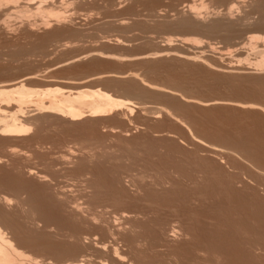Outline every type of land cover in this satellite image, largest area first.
<instances>
[{"label":"rangeland","instance_id":"obj_1","mask_svg":"<svg viewBox=\"0 0 264 264\" xmlns=\"http://www.w3.org/2000/svg\"><path fill=\"white\" fill-rule=\"evenodd\" d=\"M0 1V6H2L0 7V80L16 81L19 79L21 81L22 79L23 84L29 87V89L31 88V90H43L44 88H47V86L52 87L53 89V85L58 87H68V85L69 87L83 86L86 89H90L92 87L93 89H95V87H100L101 89L110 91L116 96L127 97L132 103H130L131 105L128 104L129 106L127 105L124 108L109 113L107 116L104 115L103 117H86L80 121H76V123L74 122V124H70L67 121L59 119L58 117L49 113H37V117L35 115L32 116L31 114H33V112H37L36 110L32 111L35 107H37L36 105L33 107L34 104H31L32 101L33 103H35V100H31V102L30 100L26 101L27 103L29 102L28 104L24 102V109L21 110L24 111L26 109L25 112L27 114L25 112L24 114L27 115V117H29V114L31 115L29 118L35 117L31 123L38 125L42 129V131H40V134H37L38 136L35 135V138H33L34 140H23V138L30 136L29 134L27 136L25 135L20 137L22 138V141L18 140L15 145L13 144L15 148L18 145L16 148L19 149L17 150L18 154L11 155L9 154V149L6 150L3 147L1 148L0 146V157L2 158V161L0 160V171L2 172H0L1 185H5L3 183H6L8 181V178H6L8 177V175L12 176L13 181L14 178H17L18 180L17 174H15L17 172V169L14 167L16 164L27 166L30 165L32 168H35L36 171L41 173L43 172V174L49 175L50 178H52L53 176L56 177L58 175L60 181L64 180L65 182V180H68L67 183L74 182L76 180V176L78 179V174H80V171L82 172L85 170L84 166H86V169H89L91 173H93L92 171H96L95 173L98 172L97 177L95 173L93 175L96 180L97 178H99L98 180L100 182L101 179H103V174H106V176H104L105 180L106 177L108 178L107 175H109L113 170L120 172L129 171L130 174H132L131 172L135 174V171L137 173L141 172L143 169L144 171L150 170V172L155 174L157 173L160 175H169V171H175L174 168L181 169L182 166L183 168L182 170H179V175L175 173L176 175L174 176V174L172 173V178L174 179V182L172 184L173 186H166L167 188H169L168 190L166 189L167 192H160L155 189H150V194L147 191V194H145L146 197L145 195L141 197V194L145 193L144 191L137 192L133 187H131V189L126 187L128 191L127 193H129V196H132L133 198L131 201L120 199V202V200L111 199L106 197L105 195H99V198H96L95 201L99 205L97 206L98 209L96 208V212L102 215V217L99 216V221L105 224H100L101 226L103 225V228L107 225L106 227H110L111 229L117 230V228H120L123 230V227H125L126 224L118 225V223L122 221L120 219L121 211L127 209H140V207V210L153 208L152 213L147 215V217H149L151 221L148 220V222L146 223L147 219H149L147 217L143 218H147L146 221L144 220V222L143 219L140 220L141 218L137 219L136 223H139L140 228H143L140 229L141 232L145 230L143 232V235L147 236V240L145 239V244H142L138 252V249L136 250V252L128 251L132 249H130L127 244L126 246L128 247V249H126L127 247L123 245V243H125V240L122 239L123 237L121 236V232L120 235L118 233L115 234V236L113 237V239L115 238V240L111 239V237L109 236H105L106 234L104 235V239L103 232H99L100 229L98 228L100 227L96 228L92 225H80L81 227L78 225L77 227L75 225L73 226V228H75V231L78 232L80 230V233L90 232V234L97 235L96 237L99 240H103L105 241V243L109 242L107 244L109 245V249L107 248V252L100 251L99 253H96L95 251H91L89 252L90 255L88 254V252H85L79 254L77 260L83 261L84 259H87L86 261H84L87 263L90 262V264H98L102 260L101 263L114 264L117 261H113V258L111 257V255L114 253L112 249H110L112 243L118 248L120 247L118 250L122 254L124 253L123 255L126 257L127 264L132 261L137 262L138 258H145V263L155 261L156 263L154 264H157L158 261L166 258V255H168V253L165 254L166 252H174L175 254L179 253L176 255H178L177 257L181 259L180 264H190V262L196 263V260L197 262H200V259L204 262L205 260L203 256H201V254L198 257H195L194 254V252H200L199 250L193 248L195 247V244L198 243L205 248L208 246L206 250L209 249V251H211L212 249H214L213 251H211L212 253L216 250L217 252L221 253L220 258L222 263L224 262L223 264H236L237 261L239 262L237 264H240L243 260V262H246L250 258H256L255 260L259 259L255 257L257 255L249 257L252 252H250L247 256V250L245 248V241L248 239L247 236L249 234L250 237H248H252L253 240L257 237L256 239L259 238L264 241V234L260 233L261 235H263L260 236V234L258 233L259 231L262 233L264 232V222L262 223L259 221L260 223H257L258 219L256 218L258 217L255 218L256 222L255 219L252 218L255 213L256 214L254 216L259 215V209L255 208V206L259 204V201H257L256 199L261 198L262 196L264 197V185H259L256 187L258 189H255L253 191L251 190V188H254L258 182L264 181V178L261 177V174L259 175V169L256 170V168L253 167V163L250 162L254 158L253 162L258 159L255 163H259V165H261V163H264V117L261 118L262 116H264V85L261 83V79L264 83V64L262 62V65H259L260 63H258L257 65V61H260L259 57H261L262 53H264V51H261L264 50V26L258 27V25L256 26L255 24V20L259 17V15L255 10L253 11V8H251L250 6L252 4V0H241L239 4L238 2L235 3L236 7L234 5V8L229 11H227L228 9H226L229 5V0L228 2H217V0H120L121 2L118 6L116 3H118L119 1L117 0H53L54 3L52 0V3L50 2V0H47L49 1L48 3L47 1L45 2V0H34V2H32L33 0H28L29 2L27 0H17L18 2L16 0ZM38 1L43 2L44 4ZM35 2H38L40 6ZM27 3L29 4L27 5ZM185 3H191L190 5L195 4V11L200 13L201 18L203 17L202 19H200V21H202L200 22L201 25L215 18L223 19V21L228 20L230 27H232L230 28V36H232L228 37L229 39H225L226 32L223 33L224 30L207 33V31H203V29L184 31L175 27L174 23L176 17L179 15L181 16L180 13H183V11L187 12L186 6L188 4L186 5ZM48 5L51 7V9ZM128 8H130V10H128ZM186 15L187 13H184V16ZM121 20L125 21H122V24H126L119 25ZM42 21H44V23H42ZM253 24L255 25L253 26ZM250 36L253 38H251ZM118 38L120 39L119 42L117 41L119 40ZM260 47H262L263 49ZM258 49L260 50V52H258ZM159 50H161L160 52L161 54L163 53V55L159 53ZM154 52H158L159 54L157 55L156 53V56ZM152 53H154L153 55L155 56H153ZM104 54L106 56H104ZM107 54H109V56ZM147 54H150L151 56H148ZM184 54L188 57H185ZM142 55H145V57ZM91 63L92 65L90 66L89 64ZM70 67H74L75 70L78 69V71H75L74 68L72 69ZM90 67L92 69H90ZM225 68L226 70H224ZM109 71L114 74H119L118 72L123 73L124 71L123 74H128L127 76L121 74L125 78H123V76L119 78L117 77L118 80H116V76H105L103 77V79H91V81L93 80L92 82L90 80H87L88 82L85 81L83 83L78 82L80 81L79 79L81 77L84 78L103 72L110 73ZM115 71L117 73H115ZM129 73H132L133 75ZM30 75L32 76L31 79ZM234 75H237V77L235 78ZM26 77H28V79ZM240 77H242V79ZM70 78L73 80L72 83L68 82L67 80ZM113 78L114 80H112ZM231 78L233 80H231ZM65 79L67 80V82ZM244 79L245 81H243ZM251 79L253 80L251 81ZM74 80L77 81V83ZM98 80H100V82ZM247 82H250L249 84L251 85H249ZM125 83L130 85H126ZM151 84L154 86L152 87ZM119 85L123 88L119 89ZM134 86L135 88L137 87L136 90H134ZM131 87L134 88L133 90L135 92L131 91ZM125 90L128 92L126 93ZM124 92L126 94H124ZM183 97L189 98L188 100H191V98L204 101H209V99L210 101H213L214 99L216 101L227 100L228 104L225 105L226 103L223 102L225 104L201 107V105L199 106L196 103L194 104L193 102L188 103V100H184ZM231 102H240L239 104L245 103V106L240 107L235 105V103L232 104ZM249 104L251 107H253V109H250L249 106L247 107V105ZM190 105L191 107H189ZM232 105L233 107H230ZM160 107L167 108L168 113L166 111L160 110ZM16 108L14 110H16ZM129 108L131 110L130 112L128 111ZM18 113L21 114L20 112ZM34 121L36 123H34ZM96 128L97 130H95ZM243 133L246 135H244ZM191 134H193L192 136L194 137H192ZM246 137L248 139H246ZM2 138L3 137H1L0 140H2ZM249 138L251 141L253 139L254 140L251 142ZM35 140L38 141L35 143ZM197 140H201L203 143ZM223 140H225L226 142ZM27 142H29L28 145L26 144ZM33 142L35 144H33ZM249 143H251L252 145ZM256 143L258 144V146ZM239 144L241 146H239ZM211 147H217L218 149L222 150V152L220 154H216L211 151ZM240 148L245 149H242L244 153L247 149V151L249 152V158H247V152L245 155ZM237 150L239 152H237ZM70 151H73V153L76 154L77 158L74 157V155L71 159L72 163L70 161L69 164H66L68 166L63 165L62 162L60 163V158L69 155L68 153ZM27 152L29 155L27 154ZM250 154L253 156H251ZM90 156L91 158H89ZM250 156L252 159L250 158ZM259 160L261 161L258 162ZM82 162H84L85 164ZM12 163L16 164L13 165ZM74 164L77 166H75ZM80 164L84 166L80 167L82 166ZM71 165L74 166L72 167ZM13 167L15 170L13 169L12 171ZM82 168H84V170ZM119 168L122 170H120ZM193 168L200 171L199 174L201 176V179H199L200 181L197 182V186L196 183H194L195 185H190V183L186 184V177H189L191 174L190 172L188 173V170L191 171ZM131 169L133 171L130 172ZM99 170H102L103 174H100L102 177H98L100 176L99 173H101L99 172ZM157 170H160L161 172ZM193 170L191 171L192 173L194 172ZM13 172H15L14 175H12ZM186 172L189 176H186ZM123 173L122 176L128 175V172ZM73 178L75 180H73ZM3 180L5 181L2 182ZM238 180H241L243 182L245 181L244 184H246L245 190L241 189L242 192L240 191V189L238 190V192L240 191L239 195L238 192L235 193L238 186H234L235 188L232 186L234 183L236 185V181ZM226 181L228 183L232 182V184H228ZM207 182H209L210 184ZM96 183H98V181H96ZM106 183L108 184V182L105 180L104 183L102 181L101 183H98V185H102L101 187L105 188L107 186ZM74 185L77 184L74 183ZM227 187L231 188L227 189ZM217 188L219 191H217ZM169 190L172 192H170ZM4 192H6L8 196L11 194L10 192V194H8L7 190H4ZM202 193L204 194V196H202ZM232 193L235 194V196H233ZM113 194L116 195L115 193ZM171 194L173 197L171 196ZM35 196L37 195L34 194V200L37 198H35ZM100 196H104V198ZM239 196H241L242 198H240ZM170 197L172 200L170 199ZM176 197H178L179 199ZM11 198H13L12 203L14 204L15 197L12 195ZM239 199H243L241 201H244V204L243 202L241 203ZM245 199L249 200V202L252 203L247 202ZM251 199L253 201H251ZM39 200V198L35 200V205L37 204V207L39 206L43 208L44 202L39 203ZM168 201L172 202L169 203ZM192 201L193 203H190ZM236 201H240L241 204L247 205L246 207H243V205H239V203H237ZM194 203L195 205L198 204L196 205L198 206V208L194 206ZM13 204L8 206V211H12V209L14 211ZM202 204L204 207L202 206ZM236 205H238L239 207H243L242 212L248 215V219L242 213L241 215L243 216H240L239 211L241 212V210L239 209L241 208L237 209L236 207L238 206ZM251 205L255 208V212L253 213V215L250 212L251 209L253 211V207H250L249 211L246 210L247 207ZM229 207L232 209V211H230L231 209ZM256 207H258V205ZM221 208H223L224 211ZM184 209L188 210L184 211ZM196 211L197 213H195ZM237 212L239 213V216L237 215ZM248 212L250 215L248 214ZM190 213L192 214L190 215ZM176 215L178 216V222H176L177 225L179 227H185L186 225H189L190 227L192 226L191 228L194 230L193 235L191 237H184L179 235L177 238L178 241L176 239L174 242H169L168 244L165 240L166 237H164L166 235H164L161 228L158 227L157 222L160 219L170 220L173 217H176ZM237 218H240L239 220L243 219L245 222H247L245 223L243 220L239 222ZM218 219L222 220H220L221 223ZM64 220H66V218ZM66 222L67 224H69L70 222V225L72 223L71 221ZM66 222L64 223L65 225H67ZM248 225L251 227H248ZM89 226L90 228L92 227V230L98 229V232L96 231L95 233V231H89L90 228H87ZM157 227L159 228V230ZM237 227L239 228L238 230H236ZM232 228L234 233H232ZM241 228H243V230ZM248 228H250L251 230L250 232H248L249 234L246 232L249 231ZM116 230H114V232H117ZM236 231H238V233ZM217 232L219 235L217 234ZM251 232L254 235H251ZM257 233L259 235H257ZM153 234L155 235V237L152 236ZM156 237L158 240L156 239ZM181 237L182 239H180ZM235 237L236 239H234ZM244 238H246V240ZM197 241L198 243H196ZM215 241L218 243H216ZM233 242L236 246L233 244ZM223 245L228 248L226 249ZM169 246L171 247L172 251L170 250ZM239 246L242 248H239ZM218 247H222V251L218 249ZM234 247L238 249L236 250L234 249ZM141 248H144V251H148L146 253L142 252L143 250L141 251ZM163 248L165 250H163ZM23 249L24 251H26L25 253L30 254L33 257H36L37 255L38 258L47 256V252H35L34 249L29 247H25ZM209 251L207 250L206 254L207 262L210 257V260H212L213 258V256H211L212 253ZM231 251H233L234 253ZM62 253L59 252V254L61 255ZM108 253L112 254L110 255ZM105 254L107 255V257ZM151 254L155 256L153 257ZM61 255L59 257H61ZM64 255L61 259H63V257L65 258ZM83 255L85 257H83ZM140 255H142L143 257ZM156 255L158 256L156 257ZM59 257L57 258L59 259ZM188 259L190 260L186 261ZM191 259L193 261H191ZM255 260L253 261L250 259L251 263L246 262L244 264H257L260 262L259 260H262L261 264H264V259H259V262L257 261L256 263ZM126 261L122 262V264H126ZM206 261L205 263H207ZM138 263L140 264L142 262L138 261ZM200 264H202V262ZM207 264H209V262Z\"/></svg>","mask_w":264,"mask_h":264},{"label":"bare ground","instance_id":"obj_2","mask_svg":"<svg viewBox=\"0 0 264 264\" xmlns=\"http://www.w3.org/2000/svg\"><path fill=\"white\" fill-rule=\"evenodd\" d=\"M17 1V0H16ZM20 1V0H19ZM28 1V0H27ZM26 1V2H27ZM30 1V0H29ZM28 1V2H29ZM40 1H42V0H40ZM40 1H38V2H40ZM44 1V0H43ZM47 0H45V2H46ZM53 1V0H52ZM76 1V0H75ZM81 1V0H80ZM90 1V0H89ZM111 1V0H110ZM117 1H119L118 3H116L117 4V6L120 4V0H117ZM228 2V0L226 1V0H217V2ZM241 0H229V2H228V6H227V8L226 9H228L227 11H229V10H232L234 7V5H235V3H237L238 2V4H239V2H240ZM1 2V1H0ZM12 2H15V1H12ZM18 2V1H17ZM25 2V3H26ZM32 2H34V0L32 1ZM38 2H35V3H37V5H39L40 6V4L38 3ZM49 1H47V3H48ZM50 2H51V0H50ZM68 2V1H67ZM94 2V1H93ZM102 2V1H101ZM124 2V1H123ZM122 2V3H123ZM242 2H244V1H242ZM249 2V1H248ZM247 2V3H248ZM3 3V2H2ZM1 3V4H2ZM31 3V2H30ZM34 3V4H35ZM40 3H43V2H40ZM47 3H46V5H47ZM52 3V2H51ZM53 3H54V1H53ZM103 3V2H102ZM111 3V2H110ZM114 3H115V1H114ZM157 3V2H156ZM4 4V3H3ZM2 4V5H3ZM7 4V3H6ZM29 3H27V5H28ZM44 4V3H43ZM42 4V5H43ZM75 4V3H74ZM104 4H105V1H104ZM107 4H108V2H107ZM115 4V5H116ZM186 4V3H185ZM188 4V3H187ZM186 4V5H187ZM191 4V3H190ZM190 4H188L186 7H187V12H184L183 11V13H180L181 14V16L179 15V16H177L176 17V20H175V23H174V26L175 27H177V28H179V29H181V30H184V31H190V30H200V29H203V31L205 30V31H207V33L208 32H216V31H221V30H224L223 31V33L224 32H226V35H225V39L226 38H228V37H231L230 36V33H231V29L230 28H232V27H230V24L228 23V20L227 21H223V19H219V18H215V19H212V20H210V21H208L207 23H205V24H200V22H202V21H200V19H202L201 18V15H200V13L199 12H196L195 10V8H196V6H195V4L194 5H190ZM203 4V3H202ZM24 5V4H23ZM50 5V4H49ZM48 5V6H49ZM93 5V4H92ZM122 5V4H121ZM120 5V6H121ZM144 5V4H143ZM175 5V4H174ZM6 6V5H5ZM52 6V5H51ZM183 6H184V4H183ZM201 6V5H200ZM203 6V5H202ZM225 6V5H224ZM251 6V8H253L252 10L254 11H256V13H258V15H259V17L255 20V24H256V26L258 25V27H262V26H264V0H252V4L250 5ZM249 6V7H250ZM0 7H2V6H0ZM19 7H21V6H19ZM24 7H26V6H24ZM31 7V6H30ZM38 7V6H37ZM42 7V6H41ZM50 7V6H49ZM83 7V6H82ZM103 7V6H102ZM186 7H184V8H186ZM235 7H236V5H235ZM237 7H238V5H237ZM248 7V8H249ZM29 8V7H28ZM36 8V7H35ZM40 8V7H39ZM48 8V7H47ZM100 8V7H99ZM105 8V7H104ZM104 8H102V9H104ZM119 8V7H118ZM245 8V7H244ZM1 9V8H0ZM22 9H24V8H22ZM26 9V8H25ZM50 9H51V7H50ZM128 10H130V8H128ZM177 10V9H176ZM98 11V10H97ZM102 11V10H101ZM135 11V10H134ZM178 11H179V9H178ZM24 12H26V11H24ZM1 13V12H0ZM177 13H179V12H177ZM184 13H187V15L186 16H184ZM199 13V14H198ZM226 14V13H225ZM230 14V13H229ZM256 15V14H255ZM229 16V15H228ZM227 16V17H228ZM249 16V15H248ZM230 17V16H229ZM241 17V16H240ZM244 18V17H243ZM242 18V19H243ZM206 19V18H205ZM205 19H203V20H205ZM226 19V18H225ZM248 19V18H247ZM173 20V19H172ZM234 20V19H233ZM246 20V19H245ZM123 20H121V22H120V24L119 25H121L123 22H125V21H123ZM252 21V20H251ZM59 22V21H58ZM174 22V21H173ZM172 22V23H173ZM236 22V21H235ZM42 23H44V21H42ZM46 23V22H45ZM232 23V22H231ZM28 24V23H27ZM31 24V23H30ZM126 24V23H125ZM125 24H122V25H125ZM167 24H168V22H167ZM166 24V25H167ZM242 24V23H241ZM255 24H253V26L255 25ZM155 25V24H154ZM157 25V24H156ZM159 25V24H158ZM252 25V24H251ZM35 26H36V24H35ZM167 26H169V25H167ZM232 26H234V25H232ZM255 26V27H256ZM28 27H31V26H28ZM45 27V26H44ZM50 27V26H49ZM170 27V26H169ZM243 27V26H242ZM250 27V26H249ZM237 28V27H236ZM124 29V28H123ZM242 29V28H241ZM240 29V30H241ZM236 30V29H235ZM239 30V31H240ZM262 30V29H261ZM233 31V30H232ZM193 32V31H192ZM63 33V32H62ZM68 33V32H67ZM73 35V34H72ZM54 36V35H53ZM75 36V35H74ZM223 36V35H222ZM56 37V36H55ZM251 37V36H250ZM45 38V37H44ZM251 38H253V37H251ZM119 39V38H118ZM229 39V38H228ZM250 39V38H249ZM47 40V39H46ZM231 40V39H230ZM118 42L120 41V39L119 40H117ZM44 42H45V40H44ZM123 42V41H122ZM251 42H252V40H251ZM250 45V44H249ZM255 45V44H254ZM254 45H253V48H254ZM34 46V45H33ZM256 46V45H255ZM264 47V46H263ZM260 48H262V47H260ZM256 49V48H255ZM263 49V48H262ZM35 50V49H34ZM259 50V49H258ZM257 50V51H258ZM161 50H159V53L161 54V52H160ZM256 51V52H257ZM262 52L264 51V50H261ZM36 52V51H35ZM258 52H260V50L258 51ZM155 53V55H156V53H157V55L159 54L158 52H154ZM154 53H152V55L154 54ZM261 54V53H260ZM108 56H109V54H107ZM117 55V54H116ZM148 55V54H147ZM155 55H153V56H155ZM156 55V56H157ZM161 55H163V53L161 54ZM183 55V54H182ZM14 56V55H13ZM104 56H106L105 54H104ZM119 56V55H118ZM142 56H144L145 57V55H142ZM148 56H151L150 54L148 55ZM181 56V55H180ZM184 56H185V54H184ZM185 57H188V56H185ZM185 57H184V59H185ZM190 57V56H189ZM114 58H115V56H114ZM141 58V57H140ZM191 58V57H190ZM260 58V61L258 62L257 61V65H258V63H260L259 65H262V62H263V64H264V53H262V55H261V57H259ZM178 59V58H177ZM179 59H180V57H179ZM94 60V59H93ZM191 60V59H190ZM189 60V61H190ZM185 61V60H184ZM71 62V61H70ZM90 62V61H89ZM96 64V63H95ZM90 66L92 65V63L91 64H89ZM77 66V65H76ZM87 67H88V64H87ZM86 67V68H87ZM70 68H74V67H70ZM85 68V69H86ZM148 68V67H147ZM228 68V67H227ZM82 69H83V67H82ZM84 69V70H85ZM90 69H92L91 67H90ZM243 69H245V68H243ZM262 69V68H261ZM260 69V70H261ZM264 69V68H263ZM74 70H75V68H74ZM73 70V71H74ZM89 70V69H88ZM224 70H226V68L224 69ZM233 70V69H232ZM248 70V69H247ZM75 71H78V69L77 70H75ZM82 71V70H81ZM80 71V72H81ZM230 71V70H229ZM250 71V70H249ZM108 72V71H107ZM110 72V71H109ZM114 72V71H113ZM129 72V71H128ZM199 72V71H198ZM220 72V71H219ZM233 72H235V71H233ZM115 73H117L116 71H115ZM119 74H114V73H98V74H95V75H91V76H87V77H84V78H80L79 80L80 81H78L79 83H83V82H85V81H91V79H94V78H96V80H97V78H101V79H103V77H105V76H116V80H118V78L119 77H121V76H123V75H125V76H127V74L125 73V74H123L124 73V71H123V73H121V72H118ZM222 73H224V72H222ZM243 73H244V71H243ZM78 74V73H77ZM121 74H123V75H121ZM129 74H132V73H129ZM227 74V73H226ZM133 75V74H132ZM131 75V76H132ZM135 75V74H134ZM225 75V74H224ZM243 75V74H242ZM31 76V75H30ZM30 76H28V77H30ZM223 76V75H222ZM222 76H221V78H222ZM28 77H26L27 79H28ZM34 77H35V74H34ZM118 77V78H117ZM218 77V76H217ZM225 77V76H224ZM234 77L236 78L237 77V75L235 76L234 75ZM245 77H247V76H245ZM253 77V76H252ZM32 78V76L30 77V79ZM123 78H125L124 76H123ZM129 78V77H128ZM135 78V77H134ZM234 78V79H235ZM241 79H242V77H240ZM255 78H258V77H255ZM121 79V78H120ZM217 79V78H216ZM227 79V78H226ZM66 80V79H65ZM64 80V81H65ZM68 80V82H73V80L70 78V79H67ZM67 80H66V82H67ZM95 80V79H94ZM112 80H114V78L112 79ZM223 80V79H222ZM231 80H233L232 78H231ZM236 80H238V79H236ZM240 80V79H239ZM253 79H251V81H252ZM63 81V80H62ZM75 81V80H74ZM87 81V82H88ZM93 81V80H92ZM91 81V82H92ZM99 82H100V80H98ZM107 81V80H106ZM241 81V80H240ZM243 81H245V79L243 80ZM242 81V82H243ZM256 81V80H255ZM260 81V80H259ZM76 83H77V81H75ZM117 82V81H116ZM120 82V81H119ZM128 82V81H127ZM220 82V81H219ZM229 82V81H228ZM241 82V83H242ZM256 82H258V81H256ZM78 83V84H79ZM107 83V82H106ZM113 83V82H112ZM121 83H123V82H121ZM133 83V82H132ZM225 83V82H224ZM240 83V82H239ZM245 83V82H244ZM243 83V84H244ZM248 83V82H247ZM250 83V82H249ZM248 83V84H249ZM259 83V82H258ZM261 83L264 85V83L262 82V79H261ZM109 84V83H108ZM126 85H130V84H127V83H125ZM147 84V83H146ZM150 84V83H149ZM248 84H247V86H248ZM253 84V83H252ZM255 84H257V83H255ZM134 85V84H133ZM249 85H251V84H249ZM73 86H75V85H73ZM122 86H123V84H122ZM137 86V85H136ZM151 86L153 87L154 85H152L151 84ZM253 86V85H252ZM53 89H52V87H48L47 86V88H44L43 90L41 89V90H34V89H32L31 90V88L29 89V87H27V86H25L24 84H23V81H22V79H21V81L18 79V80H0V138L1 137H3L2 138V140H0V146H1V148L3 147V148H5L6 150H8L9 149V154H11V155H15V154H18L17 152V150H19V149H16L17 148V146H16V148H15V143L16 142H18V140H21L22 138H20V137H22V136H27L28 134L30 135V136H28V137H26V138H23V140H26V141H30L31 139H33V138H35V135H37L38 133L40 134V131H42V129L38 126V125H36V124H33V123H31L32 121H33V119L35 118V117H31V118H29L31 115L32 116H36L37 115V113L39 114V113H49V114H51V115H54V116H56V117H58L59 119H63L64 121H67L68 123H70V124H74V122L76 123V121H80V120H82V119H84V118H86V117H98V116H101V117H103L104 115L105 116H107L109 113H112L113 111L115 112V110H118V109H121V108H124V107H126L128 104H130L131 102H130V99L129 98H127V97H120V96H116L115 94H113V93H111L110 91H107L106 89L104 90V89H101L100 87H95V89H93V87L92 88H90V87H88V88H90V89H86L85 87H69V85H68V87H58V86H54L53 85ZM118 87H120L119 89H122L123 87H121L120 85L118 86ZM125 87V86H124ZM127 87V86H126ZM140 87V86H139ZM150 87V86H149ZM244 87V86H243ZM255 87V86H254ZM257 87V86H256ZM85 88V89H84ZM132 88V87H131ZM130 88V89H131ZM134 88H135V86H134ZM134 88H132L131 89V91L132 92H135L134 90H136V88L134 89ZM134 89V90H133ZM140 89V88H139ZM34 90V91H33ZM129 90V89H128ZM138 91V90H137ZM166 91V90H165ZM168 91H169V89H168ZM257 91V90H256ZM125 92L127 93L128 91H126L125 90ZM124 92V94H126ZM141 92V91H140ZM140 92H138V93H140ZM171 93V92H170ZM259 93V92H258ZM264 93V92H263ZM137 95V94H136ZM139 95V94H138ZM142 96V95H141ZM34 97V98H33ZM181 99V98H180ZM183 99L184 100H188L189 98H184L183 97ZM30 100V102H31V100H35L34 102L35 103H33V101L31 102V104L33 105V107L36 105L37 107H35L32 111H34V110H36L37 112L35 113V112H33V114H29L28 116L29 117H27V115H25L24 114V112H25V110L23 111V110H21V109H24V102H26V101H29ZM213 100V99H212ZM183 101V100H182ZM178 102V101H177ZM188 103L190 102H193L194 104L196 103L197 105H201V107L203 106H209V105H211V106H213V105H221V104H225V105H227L228 104V102H227V100L226 101H224V100H218V101H216L215 99L213 100V101H210V99H209V101L207 100V101H204V100H200V99H192L191 98V100H188L187 101ZM223 102H225V103H223ZM27 103V102H26ZM29 103V102H28ZM27 103V104H28ZM180 103V102H179ZM185 103V102H184ZM232 103V102H231ZM235 103V105H237V106H240V107H244L245 105V103L243 104H239V103H236V102H233L232 104H234ZM132 104V103H131ZM130 104V105H131ZM32 105H30V106H32ZM179 105H181V104H179ZM231 105V104H230ZM21 106H22V108H21ZM28 106V105H27ZM129 106V105H128ZM175 106V105H174ZM250 107V109L252 108L253 109V107H251L250 106V104L249 105H247V107ZM16 107H18V108H16ZM189 107H191V105L189 106ZM222 107H224V106H222ZM230 107H233V105L232 106H230ZM257 107V106H256ZM16 108V110H14ZM28 108V107H27ZM184 108V107H183ZM188 108V107H187ZM196 108H197V106H196ZM199 108V107H198ZM211 108V107H210ZM19 109V110H18ZM160 110H163V111H166L167 113H168V111H167V108H163V107H160L159 108ZM191 109V108H190ZM212 109V108H211ZM259 109H261V108H259ZM263 109V108H262ZM159 110V111H160ZM225 110V109H224ZM22 111H23V113H22ZM31 111V112H32ZM129 112L131 111L130 110V108H129V110H128ZM245 111V110H244ZM18 112H20L21 114H19ZM28 112V111H27ZM30 112V113H31ZM257 112V111H256ZM263 112H264V109H263ZM26 113V112H25ZM118 113V112H117ZM121 113V112H120ZM154 113V112H153ZM185 113V112H184ZM27 114V113H26ZM122 114V113H121ZM183 114V113H182ZM48 115V114H47ZM46 115V116H47ZM123 115H124V113H123ZM184 115V114H183ZM153 116V115H152ZM156 116V115H155ZM154 116V117H155ZM158 116V115H157ZM187 116V115H186ZM37 117V116H36ZM48 117V116H47ZM124 117H125V115H124ZM264 116H262L261 118H263ZM178 118V117H177ZM56 119V118H55ZM58 119V120H59ZM41 120V119H40ZM89 120V119H88ZM263 120H264V118H263ZM36 121V120H35ZM34 121V123H36ZM90 121V120H89ZM93 121V120H92ZM42 122V121H41ZM98 122V121H97ZM261 122H262V120H261ZM264 122V121H263ZM262 124V123H261ZM264 124V123H263ZM61 125V124H60ZM92 125V124H91ZM259 125V124H258ZM45 126V125H44ZM74 127V126H73ZM263 127V126H262ZM75 128H76V126H75ZM81 128V127H80ZM187 128V127H186ZM99 129V128H98ZM45 130V129H44ZM43 130V131H44ZM95 130H97V128L95 129ZM263 130V129H262ZM88 131V130H87ZM48 132V131H47ZM78 132V131H77ZM112 132V131H111ZM264 132V131H263ZM233 133V132H232ZM231 133V134H232ZM260 133V132H259ZM100 134V133H99ZM168 134V133H167ZM244 134V133H243ZM254 134V133H253ZM258 134V133H257ZM45 135V134H44ZM162 135V134H161ZM171 135V134H170ZM193 134H191V136H192ZM230 135V134H229ZM241 135V134H240ZM244 135H246V134H244ZM255 135V134H254ZM38 136V135H37ZM86 136H87V134H86ZM163 136V135H162ZM224 136V135H223ZM234 136H235V134H234ZM237 136V135H236ZM249 136V135H248ZM252 136V135H251ZM259 136V135H258ZM261 136V135H260ZM84 137V136H83ZM89 137V136H88ZM192 137H194V136H192ZM241 137V136H240ZM257 137V136H256ZM42 138V137H41ZM94 138V137H93ZM36 139H37V137H36ZM44 139V138H43ZM224 139V138H223ZM246 139H248L247 137H246ZM34 140V139H33ZM40 140V139H39ZM42 140V139H41ZM86 140V139H85ZM170 140V139H169ZM249 140H250V138H249ZM254 140V139H253ZM252 140V141H253ZM258 140V139H257ZM22 141V140H21ZM26 141H24V142H26ZM38 141V140H37ZM36 140H35V143L37 142ZM49 141V140H48ZM64 141V140H63ZM84 141V140H83ZM197 141H199V140H197ZM201 141V140H200ZM199 141V142H200ZM223 141H225V140H223ZM235 141V140H234ZM251 141V140H250ZM251 141V142H252ZM86 142V141H85ZM226 142V141H225ZM243 142V141H242ZM241 142V143H242ZM255 142V141H254ZM260 142V141H259ZM258 142V143H259ZM28 143L29 142H27L26 144L28 145ZM34 142H33V144H35ZM39 143V142H38ZM41 143V142H40ZM201 143H203L202 141H201ZM237 143H238V141H237ZM236 143V144H237ZM14 144V145H13ZM20 144V143H19ZM30 144H31V142H30ZM57 144V143H56ZM232 144V143H231ZM235 144V145H236ZM249 144H251V143H249ZM248 144V145H249ZM257 144V143H256ZM256 144H255V146H256ZM37 145V144H36ZM40 145V144H39ZM59 145V144H58ZM212 145V144H211ZM230 145V144H229ZM228 145V146H229ZM252 145V144H251ZM261 145V144H260ZM14 146V147H13ZM233 146V145H232ZM237 146V145H236ZM239 146H241L240 144H239ZM243 146V145H242ZM254 146V145H253ZM257 146H258V144H257ZM28 147V146H27ZM34 147V146H33ZM42 147V146H41ZM65 147V146H64ZM70 147V146H69ZM83 147V146H82ZM205 147H206V145H205ZM234 147V146H233ZM262 147V146H261ZM264 147V146H263ZM0 148V149H1ZM61 148V147H60ZM71 148V147H70ZM226 148V147H225ZM232 148V147H231ZM251 148V147H250ZM49 149V148H48ZM68 149V148H67ZM230 149V148H229ZM237 149V148H236ZM239 149V148H238ZM241 149V148H240ZM242 149H244V148H242ZM242 149H241V151H242ZM256 149V148H255ZM259 149V148H258ZM263 149V148H262ZM70 150V149H69ZM86 150V149H85ZM245 150V149H244ZM31 151V150H30ZM29 151V152H30ZM37 151V150H36ZM35 151V152H36ZM87 151V150H86ZM89 151V150H88ZM211 151L212 152H214V153H216V154H220L221 152H222V150H220V149H218L217 147H211ZM235 151V150H234ZM254 151V150H253ZM253 151H252V153H253ZM260 151V150H259ZM262 151V150H261ZM8 152V151H7ZM20 152V151H19ZM90 152V151H89ZM196 152V151H195ZM195 152H193V153H195ZM237 152H239L238 150H237ZM243 152V151H242ZM246 152H247V158H249L248 156H249V152L247 151V149H246V151H245V155H246ZM251 152V151H250ZM21 153V152H20ZM61 153V152H60ZM77 153V152H76ZM226 153V152H225ZM260 153H262V152H260ZM264 153V152H263ZM23 154V153H22ZM27 154H28V152H27ZM57 154V153H56ZM69 155H67L66 157H61L60 159V163L62 162L63 163V165H66V164H69L70 163V161H71V159H72V157L74 156V157H76V154L75 153H73V151H70L69 153H68ZM222 154H224V153H222ZM231 154V153H230ZM7 155V154H6ZM10 155V156H11ZM29 155V154H28ZM60 155V154H59ZM80 155V154H79ZM251 155V154H250ZM26 156V155H25ZM24 156V157H25ZM62 156V155H61ZM92 156V155H91ZM91 156L89 157V158H91ZM251 156H253V155H251ZM251 156H250V158H251ZM255 156V155H254ZM261 156V155H260ZM263 156V155H262ZM13 157V156H12ZM80 157V156H79ZM257 157V156H256ZM264 157V156H263ZM10 158V157H9ZM59 158V157H58ZM57 158V159H58ZM77 158V157H76ZM2 158L0 157V160H1ZM53 159H54V157H53ZM78 159H80V158H78ZM88 159V158H87ZM162 159V158H161ZM252 159V158H251ZM250 159V160H251ZM260 159V158H259ZM5 160V159H4ZM17 160V159H16ZM24 160V159H23ZM59 160V159H58ZM100 160V159H99ZM198 160V159H197ZM249 160V159H248ZM247 160V161H248ZM253 160H254V158L252 159V161H250V162H252L253 163V167H255L256 168V170L257 169H259L258 171H260L259 172V175L261 174V177L262 178H264V163L262 164L261 163V165H259V163H255L256 161H254L253 162ZM2 161V160H1ZM1 161H0V163H1ZM79 161V160H78ZM101 161V160H100ZM99 161V162H100ZM261 160H259L258 162H260ZM12 162H14V161H12ZM25 162V161H24ZM29 162V161H28ZM33 162V161H32ZM86 162V161H85ZM96 162V161H95ZM109 162V161H108ZM199 162V161H198ZM197 162V163H198ZM263 162V161H262ZM10 163V162H9ZM17 163V162H16ZM15 163V164H16ZM71 163H72V161H71ZM82 163H84V162H82ZM87 163V162H86ZM150 163V162H149ZM164 163V162H163ZM176 163V162H175ZM174 163V164H175ZM200 163V162H199ZM7 164V163H6ZM13 164V163H12ZM15 164H13V165H15ZM19 164V163H18ZM76 164V163H75ZM74 164V165H75ZM85 164V163H84ZM88 164V163H87ZM86 164V165H87ZM103 164V163H102ZM165 164V163H164ZM173 164V165H174ZM9 165V164H8ZM11 165V164H10ZM12 165V166H13ZM34 165V164H33ZM32 165V166H33ZM73 165V166H74ZM80 165H82V164H80ZM79 165V166H80ZM101 165V164H100ZM99 165V166H100ZM138 165V164H137ZM163 165V164H162ZM66 166H68V165H66ZM72 166V165H71ZM72 166V167H73ZM75 166H77V165H75ZM84 165H82V166H80V167H83ZM94 166V165H93ZM120 166V165H119ZM133 166H135V165H133ZM16 169H17V172L15 173V172H13V174L12 175H14V173L15 174H17V177H18V180H17V178L15 179L14 178V181L12 180L13 178H12V176H9L8 174V177H6V178H8V181L6 182V183H3V184H5V185H1L0 184V264H90V262L89 263H87V262H85L84 260L83 261H78L77 260V258H78V256H79V254H82V253H85V252H88V254H89V252H91V251H95L96 253H99L100 251H102V252H104V251H106L107 252V248H108V246L109 245H107L109 242H107V243H105V241H101V240H99L96 236L97 235H95V234H90V230L93 232V231H95V233H96V231L98 230V229H100L99 230V232L101 233V231L103 232V238H104V235L105 236H109V237H111V239H113V237L115 236V234L116 233H118L119 235L122 233V239H124L125 240V243H123V245H125L126 246V244H127V246H129V248L130 249H132V250H128V251H133V252H136V250H137V252L139 251V249H140V247L142 246V244H145V241L147 240L146 238H147V236H144L143 235V232L145 231H143V232H141V228H140V225H139V223H136L137 222V219H140V220H142L143 218H145V217H147V215H149V214H151L152 213V209H146V210H144V209H142V210H140L141 209V207H140V205H139V207H140V209H127V210H123V211H121V213H120V219L122 220V221H120L119 223H118V225H125V227H123V230L122 229H120V228H117V230L116 229H111L110 227H102L100 224L102 223V222H100L99 221V216H101L102 217V215L100 214V213H98V212H96L97 211V206H99L98 204H97V202L95 201L96 200V198L98 199L99 197V195H105L106 197H108V198H111V199H116V200H120V199H122V200H126V201H131L133 198H132V196H129V193H127L128 191H127V188L126 187H128L129 189H131V187H133L134 188V190L136 189V191L137 192H140V191H144L145 193H142L141 194V197H143L145 194H147V191H148V193L150 194V192H149V190L150 189H155V190H157V191H160V192H162V191H165V192H167V190L169 189V188H167L166 186H171L172 184H173V182H174V179L172 178V173L174 174V176L177 174V175H179V170H182V166H181V169L179 168H174V170L175 171H173L172 170V172L171 171H169L168 173H169V175L168 174H162V175H160V174H155V173H152V172H150V170L149 171H144L143 169H142V171L141 172H137L136 173V171L134 172L135 174H133V172H131V171H133L132 169L130 170V172L132 173V174H130L129 173V171H123V172H128V175L127 176H125V175H123L122 176V173L123 172H120V171H112V172H110V174L109 175H107L108 176V178L106 177V181L108 182V184H107V186L104 188V187H101L100 185H98V183H101L102 181H103V183H104V176H106V174H103L102 173V170L100 171L99 170V172H101V173H99V175L100 174H103V177L100 175V176H98V177H102L103 179H101V182L98 180L99 178H97V180L95 179V177H94V173L96 172H94V171H92L93 173H91V171L89 170V169H86V166H84L85 167V170H84V168H82L84 171H80V174H78L79 175V177H78V179H77V176L75 177L76 178V180L73 178V180H75L74 182H72V183H67L68 182V180L66 181L65 180V182H64V180L63 181H60L59 180V178H58V175L55 177V176H53L52 178H50L49 177V175H46V174H43V172L41 173V172H38V171H36L35 170V168H32L30 165H15L14 166ZM14 167L12 168V171H13V169H14ZM71 167V168H72ZM128 167V166H127ZM78 168V167H77ZM93 168V167H92ZM115 168V167H114ZM133 168H135V167H133ZM137 168V167H136ZM140 168V167H139ZM146 168V167H145ZM196 168V167H195ZM198 168V167H197ZM254 168V169H255ZM11 169V168H10ZM95 169V168H94ZM93 169V170H94ZM98 169V168H97ZM120 169V168H119ZM118 169V170H119ZM130 169V168H129ZM128 169V170H129ZM191 169V168H190ZM194 169V168H193ZM192 169V170H193ZM15 170V169H14ZM78 170V169H77ZM81 170V169H80ZM120 170H122V169H120ZM127 170V169H126ZM191 170V171H192ZM255 170V171H256ZM11 171V172H12ZM98 171V170H97ZM104 171V170H103ZM109 171H110V169H109ZM157 171H160V170H157ZM190 170H188V173L190 172L191 174H190V176L188 175V173L186 174V176L188 175L189 177H186V180H187V183L186 184H189L190 183V185H195L194 183H196V186H197V182L198 181H200L199 179H201V176H200V174H199V170L198 169H194L193 171V173L191 172ZM251 171V170H250ZM1 172V171H0ZM107 172V171H106ZM161 172V171H160ZM2 173V172H1ZM6 173V172H5ZM9 173V172H8ZM53 173V172H52ZM79 173V172H78ZM108 173V172H107ZM162 173H163V170H162ZM176 173V174H175ZM256 173H258V172H256ZM50 174V173H49ZM96 174V177H97V175H98V172L97 173H95ZM124 174V173H123ZM184 174V173H183ZM23 177H22V176ZM51 175V174H50ZM56 175V174H55ZM168 177H167V176ZM185 175V174H184ZM241 175V174H240ZM254 175V174H253ZM256 175H258V174H256ZM1 176V175H0ZM16 176V175H15ZM171 176V177H170ZM205 176V175H204ZM11 179H10V178ZM238 177V176H237ZM210 178V177H209ZM259 178V177H258ZM257 178V179H258ZM3 179H4V177H3ZM205 179V178H204ZM216 179V178H215ZM223 179V178H222ZM229 179V178H228ZM1 180V179H0ZM15 180H17V181H15ZM72 180V179H71ZM262 180V179H261ZM5 180H3L2 182H4ZM96 181H98V183H96ZM206 181V180H205ZM223 181V180H222ZM235 181V180H234ZM259 181V180H258ZM14 182H16V183H14ZM213 182V181H212ZM214 182H215V180H214ZM224 182V181H223ZM227 182V181H226ZM257 182V181H256ZM74 183H76L77 185H74ZM202 183V182H201ZM205 183V182H204ZM207 183H209V182H207ZM219 183V182H218ZM221 183V182H220ZM228 183V182H227ZM245 183V181L243 182V181H241V180H238V181H236V185H235V183L232 185L233 187L234 186H238L237 187V190L235 191V193L236 192H238V190L240 189V191H241V189H246L245 187H246V184H244ZM200 184V183H199ZM210 184V183H209ZM228 184H232V182L231 183H228ZM238 184V185H237ZM256 184V183H255ZM179 185V184H178ZM219 185V184H218ZM225 185V184H224ZM263 186L264 185V181H262V182H258L257 183V185L255 186V185H253V186H255L254 188L252 187L251 188V190L253 191V190H255V189H258V188H256L257 186ZM73 186V187H72ZM173 186V185H172ZM175 186V185H174ZM203 186V185H202ZM207 186V185H206ZM212 186V185H211ZM229 186V185H228ZM231 186V185H230ZM208 187V186H207ZM220 187V186H219ZM232 187V188H233ZM132 188V189H133ZM225 188V187H224ZM228 188H231V187H227V189ZM235 188V187H234ZM167 189V190H166ZM170 189H172V188H170ZM182 189V188H181ZM193 189V188H192ZM205 189V188H204ZM213 189V188H212ZM211 189V190H212ZM222 189V188H221ZM248 189V188H247ZM4 190H7V192H8V194H12L15 198V201H14V204L12 203L13 201V198H11L12 197V195H11V197H10V195L8 196L7 194H6V192H4ZM200 190V189H199ZM198 190V191H199ZM223 190V189H222ZM235 190V189H234ZM234 190H232V191H234ZM132 191V190H131ZM170 191V190H169ZM173 191H174V189H173ZM217 191H219L218 190V188H217ZM240 191L238 192V195L240 194ZM10 192V193H9ZM164 192V193H165ZM170 192H172V191H170ZM207 192V191H206ZM231 192V191H230ZM229 192V193H230ZM242 192V191H241ZM245 192V191H244ZM103 193H105V194H103ZM113 193H115L116 195H114ZM179 193V192H178ZM226 193V192H225ZM34 194H36L37 196H35V198L36 199H40V200H42V201H40L39 200V203H41V202H44V206H43V208L42 207H37L36 205H35V200H34ZM135 194V193H134ZM152 194V193H151ZM184 194H185V192H184ZM197 194H198V192H197ZM196 194V195H197ZM199 194H201V193H199ZM203 194V193H202ZM211 194H212V192H211ZM233 194V193H232ZM179 195V194H178ZM177 195V196H178ZM189 195V194H188ZM223 195V194H222ZM230 195V194H229ZM118 196H119V198H118ZM136 196V195H135ZM170 196V195H169ZM168 196V197H169ZM171 196H172V194H171ZM187 196V195H186ZM198 196V195H197ZM202 196H204V194L202 195ZM233 196H235V194H233ZM232 196V197H233ZM100 197H102V196H100ZM121 197H124V198H121ZM145 197H146V195H145ZM157 197V196H156ZM167 197V196H166ZM173 197V196H172ZM217 197V196H216ZM219 197H220V195H219ZM240 198H242L241 196H239ZM252 197V196H251ZM260 197V196H259ZM102 198H104V196L102 197ZM148 198H150V197H148ZM155 198V197H154ZM176 198H178V197H176ZM182 198V197H181ZM225 198V197H224ZM237 198H238V196H237ZM128 199V200H127ZM156 199V198H155ZM167 199V198H166ZM170 199H171V197H170ZM179 199V198H178ZM172 200V199H171ZM240 200V199H239ZM241 200H243V199H241ZM240 200V201H241ZM247 202H249V200H247V199H245ZM257 201H259V204H257L258 205V207H256L257 205H256V203H255V208H258L259 209V215L258 216H254L253 215V213L255 212L254 210H255V208L251 205V206H248L247 207V209L246 210H250V207L252 208H254L253 209V211H252V209L250 210V212H251V214L253 215V217H252V215H251V217L253 218V219H255L256 217H258V218H256V219H258L257 220V223L260 221V222H264V197L262 196L261 198H258V199H256ZM140 201V200H139ZM183 201V200H182ZM195 201H196V199H195ZM227 201V200H226ZM229 201V200H228ZM240 201L239 202H237V203H239V205H243L244 204V201H241V203L243 202V204H241L240 203ZM245 201V202H246ZM251 201H253L252 199H251ZM120 202H121V200H120ZM164 202V201H163ZM169 203L170 202H172V201H168ZM175 202V201H174ZM254 202H255V200H254ZM14 205L13 207H14V211H13V209H12V211H8V206H10V205H12V204ZM38 203V202H37ZM152 203V202H151ZM165 203V202H164ZM168 203V204H169ZM187 203V202H186ZM188 203H189V201H188ZM190 203H193V201L192 202H190ZM197 203V202H196ZM226 203V202H225ZM249 203H252V202H249ZM43 204V203H42ZM138 204V203H137ZM149 204V203H148ZM175 204H177V203H175ZM181 204V203H180ZM185 204V203H184ZM183 204V205H184ZM133 205V204H132ZM179 205V204H178ZM196 205H198V204H196ZM195 205V203H194V206H196ZM246 205L247 204H245V205H243V207H246ZM248 205H250V204H248ZM40 206H41V204H40ZM128 206V205H127ZM175 206V205H174ZM189 206V205H188ZM202 206H203V204H202ZM202 206H200V207H202ZM206 206V205H205ZM213 206H215V205H213ZM230 206V205H229ZM234 206V205H233ZM236 206H238V205H236ZM235 206V207H236ZM124 207H125V205H124ZM138 207V206H137ZM197 208H198V206H196ZM195 207V208H196ZM204 207V206H203ZM227 207V206H226ZM243 207H236L237 209L238 208H241V209H239V210H241V212L239 211V213H240V216H243V215H245V217L247 218V214L246 213H243L242 212V209H243ZM11 208V207H10ZM97 208V209H96ZM166 208V207H165ZM169 208V207H168ZM185 208H186V206H185ZM189 208H191V207H189ZM194 208V209H195ZM210 208H211V206H210ZM216 208V207H215ZM215 208H213V209H215ZM220 208V207H219ZM230 208V207H229ZM235 208V209H236ZM249 208V209H248ZM202 209V208H201ZM222 210H223V208H221ZM220 209V210H221ZM231 209V208H230ZM229 209V210H230ZM165 210V209H164ZM186 209H184V211H185ZM188 210V209H187ZM186 210V211H187ZM191 210V209H190ZM190 210H189V212H190ZM219 210V209H218ZM227 210V209H226ZM245 210V209H244ZM245 210V211H246ZM102 211V210H101ZM176 211V210H175ZM174 211V212H175ZM197 211H199V210H197ZM197 211L195 212V213H197ZM208 211V210H207ZM216 211V210H215ZM224 211V210H223ZM228 211V210H227ZM230 211H232V209L230 210ZM229 211V212H230ZM237 211V210H236ZM244 211V212H245ZM104 212V211H103ZM182 212V211H181ZM192 212V211H191ZM235 212V211H234ZM188 213V212H187ZM186 213V214H187ZM202 213V212H201ZM205 213V212H204ZM207 213H209V212H207ZM213 213H215V212H213ZM217 213H220V212H217ZM239 213L237 212V215L239 216ZM241 213L243 214V215H241ZM103 214V213H102ZM105 214V213H104ZM192 213H190V215H191ZM228 214V213H227ZM231 214V213H230ZM233 214H235V213H233ZM248 214H249V212H248ZM261 214V215H260ZM175 215V214H174ZM193 215H195V214H193ZM198 215H199V213H198ZM250 215V214H249ZM109 216H111V215H109ZM113 216V215H112ZM165 216V215H164ZM170 216H171V214H170ZM170 216H168V217H170ZM202 216V215H201ZM205 216V215H204ZM215 216H217V215H215ZM233 216V215H232ZM237 216V217H238ZM114 217V216H113ZM177 217V218H176ZM176 217H173L172 219H170V220H167V219H160V220H158V222H157V225H158V227L159 228H161V230L163 231V234L164 235H166V236H164V237H166V242L169 244V242H174L177 238H178V236L179 235H181V236H184V237H187V236H192L193 235V229L189 226V225H186L185 227H179L178 225H177V223L176 222H178V216L176 215ZM185 217H186V215H185ZM191 217V216H190ZM194 217V216H193ZM214 217V216H213ZM218 217H219V215H218ZM222 217V216H221ZM236 217V216H235ZM250 217V216H249ZM66 218V220H64V219ZM147 218H149V217H147ZM146 218V219H147ZM225 218V217H224ZM228 218V217H227ZM246 218H245V220H246ZM252 218H250V219H252ZM146 219H143V222H144V220L146 221ZM213 219V218H212ZM215 219V218H214ZM238 219V218H237ZM240 219V218H239ZM238 219V220H239ZM242 219V218H241ZM248 219V218H247ZM256 219H255V222H256ZM63 220H64V222H63ZM148 220L149 221H151L150 220V218L149 219H147V221H146V223L148 222ZM181 220V219H180ZM193 220V219H192ZM197 220V219H196ZM219 220V219H218ZM221 220V219H220ZM219 220V221H220ZM226 220V219H225ZM243 220V219H242ZM242 220H239V222L240 221H242ZM66 221H71L72 223H71V225H70V222H69V224H67V222ZM139 221V220H138ZM186 221V220H185ZM184 221V222H185ZM222 221V220H221ZM221 221H220V223H221ZM227 221V220H226ZM244 221V220H243ZM251 221V220H250ZM66 222V224L67 225H65L64 223ZM105 222V221H104ZM142 222V221H141ZM153 222H155V221H153ZM213 222V221H212ZM211 222V223H212ZM224 222V221H223ZM222 222V223H223ZM245 222V221H244ZM244 222H243V224H244ZM247 222V221H246ZM245 222V223H246ZM259 222V223H260ZM145 223V224H146ZM176 223V224H175ZM186 223V222H185ZM207 223H208V221H207ZM217 223H219V222H217ZM250 223V222H249ZM253 223V222H252ZM261 223V224H262ZM102 224H104V223H102ZM115 224H117V223H115ZM187 224V223H186ZM203 224V223H202ZM226 224V223H225ZM255 224V223H254ZM260 224V225H261ZM77 226L78 227V225L80 226V225H92V226H95L96 228L97 227H100V228H98L97 230H92V227L90 228V226L89 227H87L88 229H89V231H87V232H89V233H85V232H81L80 233V230L77 232V231H75V228H73V226ZM105 225V224H104ZM153 225V224H152ZM200 225V224H199ZM227 225V224H226ZM232 225V224H231ZM237 225V224H236ZM264 225V224H263ZM201 226V225H200ZM243 226V225H242ZM258 226H259V224H258ZM81 227V226H80ZM144 227V226H143ZM148 227V226H147ZM154 227V226H153ZM157 227V228H158ZM204 227V226H203ZM232 227V226H231ZM245 227V226H244ZM248 227H251V226H249L248 225ZM255 227V226H254ZM102 228V229H101ZM159 228H158V230H159ZM205 228V227H204ZM220 228V227H219ZM258 228V227H257ZM256 228V229H257ZM261 228V227H260ZM94 229V228H93ZM105 229V230H104ZM143 229V228H142ZM215 229V228H214ZM239 228L237 227L236 228V230H238ZM242 230H243V228H241ZM246 229V228H245ZM249 229V231H246L247 233L248 232H250L251 230H250V228H248ZM251 229H254V228H251ZM255 229V230H256ZM264 229V228H263ZM86 230V229H85ZM114 230H116L117 232H114ZM257 231V230H256ZM256 231H255V235H256ZM259 231V230H258ZM98 232V231H97ZM121 232V233H120ZM147 232V231H146ZM145 232V233H146ZM151 232V231H150ZM219 232H221V231H219ZM237 233H238V231H236ZM235 232V233H236ZM244 232V231H243ZM245 232V233H246ZM149 233V232H148ZM232 233H234L233 232V228H232ZM242 233V232H241ZM252 233V232H251ZM253 233H254V230H253ZM251 234V235H254V234ZM259 234L261 233V234H264V232L262 233V232H258ZM257 233V235H259ZM150 234V233H149ZM158 234H159V232H158ZM216 234V233H215ZM217 234H218V232H217ZM249 234V233H248ZM260 234V236H263V235H261ZM118 235V236H119ZM157 235V234H156ZM219 235V234H218ZM229 235V234H228ZM236 235V234H235ZM242 235V234H241ZM100 236V235H99ZM152 236H154L155 237V235L153 234ZM161 236H162V234H161ZM230 236V235H229ZM249 237H250V234L248 235ZM247 236V240H246V238H244L246 241H245V244H246V255L248 256L249 255V253L250 252H252V254H250L249 255V257H253L254 255H257V256H255V257H257V258H259V259H264V258H261V257H264V241L262 240V239H254L253 240V238L251 237V238H249ZM157 237H160V236H157ZM157 237H156V239H157ZM237 237H240V236H237ZM242 237V236H241ZM254 237V236H253ZM100 238V237H99ZM119 238V237H118ZM213 238V237H212ZM228 238V237H227ZM55 239V240H54ZM105 239V238H104ZM117 239V238H116ZM146 239V240H145ZM162 239V238H161ZM180 239H182V237L180 238ZM195 239V238H194ZM234 239H236V237L234 238ZM252 239V240H251ZM113 240H115V238L113 239ZM150 240V239H149ZM155 240V239H154ZM158 240V239H157ZM219 240V239H218ZM228 240V239H227ZM238 240V239H237ZM236 240V241H237ZM241 240V239H240ZM109 241V240H108ZM177 241H178V239H177ZM183 241V240H182ZM194 241V240H193ZM119 242V241H118ZM151 242V241H150ZM153 242V241H152ZM184 242V241H183ZM195 242V241H194ZM202 242V241H201ZM209 242H211V241H209ZM216 242V241H215ZM215 242H213V243H215ZM227 242V241H226ZM239 242V241H238ZM237 242V243H238ZM120 243H121V241H120ZM147 243H149V242H147ZM154 243V242H153ZM160 243V242H159ZM163 243V242H162ZM178 243V242H177ZM196 243H198V241L196 242ZM216 243H218V242H216ZM113 244V243H112ZM111 244V248L110 249H112V251L114 252L112 255L110 254V253H108V254H110L111 255V257L113 258L112 260L113 261H117L116 263H114V264H122V262H124V261H126V257L121 253V252H119V248L117 247V246H115L114 244L112 245ZM205 244V243H204ZM208 244V243H207ZM206 244V245H207ZM220 244V243H219ZM222 244V243H221ZM233 244L235 245V243L233 242ZM150 245V244H149ZM155 245V244H154ZM176 245V244H175ZM191 245V244H190ZM203 245V244H202ZM205 245V246H206ZM212 245V244H211ZM240 245V244H239ZM241 245H242V243H241ZM126 246V247H127ZM173 246V245H172ZM192 246V245H191ZM210 246V245H209ZM224 246V245H223ZM222 246V247H223ZM231 246V245H230ZM236 246V245H235ZM25 247H29V248H32V249H34L35 250V252H47V256L46 257H41V258H38L37 256L35 257H33L32 255H30V254H27V253H25L26 251H24V249L23 248H25ZM163 247V246H162ZM165 247V246H164ZM170 247V246H169ZM184 247V246H183ZM183 247H181V248H183ZM208 247V246H207ZM206 247V248H207ZM215 247V246H214ZM222 247L221 248H219L218 247V249H222ZM225 247V246H224ZM233 247V246H232ZM231 247V248H232ZM136 248V249H135ZM193 248H195L196 250H199L200 252L199 253H197V252H194V254H195V257H198V256H200V254H201V256H203V258H204V260L206 261V254H207V250L209 251V249H207L206 250V248L204 247V246H201V245H199V243L198 244H195V247H193ZM211 248V247H210ZM226 248V247H225ZM228 248V247H227ZM226 248V249H227ZM239 248H242V247H240L239 246ZM244 248V247H243ZM109 249V248H108ZM122 249V248H121ZM126 249H128V247L126 248ZM135 249V250H134ZM162 249V248H161ZM195 249H193V250H195ZM234 249H236L235 247H234ZM238 249V248H237ZM236 249V250H237ZM124 250V249H123ZM143 250V251H142ZM149 250H151V249H149ZM163 250H165L164 248H163ZM170 250H171V247H170ZM178 250V249H177ZM184 250V249H183ZM214 249H212L211 251H213ZM219 250V251H220ZM232 250V249H231ZM235 250V251H236ZM141 251L142 252H147V251H144V248H141ZM166 251H167V249H166ZM172 251V250H171ZM176 251V250H175ZM202 251V252H201ZM211 251H209V252H211ZM222 251V250H221ZM227 251V250H226ZM245 251H243V252H245ZM59 252L60 253H62V252H64V253H62V255L61 254H59ZM110 252V251H109ZM183 252V251H182ZM208 252V253H209ZM230 252V251H229ZM231 252H233V251H231ZM238 252V251H237ZM241 252V251H240ZM95 253V254H96ZM151 253H152V251H151ZM162 253V252H161ZM168 253V255H166V258H164L163 260H161V261H158L157 262V264H180L181 263V259L179 258V257H177L178 255H176V254H179V253H174V252H166L165 254H167ZM212 253V252H211ZM210 253V254H211ZM234 253V252H233ZM44 254H46V253H44ZM43 254V255H44ZM65 254V255H64ZM87 254V253H86ZM94 254V255H95ZM134 254V253H133ZM197 254H199V255H197ZM223 254V253H222ZM225 254H226V252H225ZM232 254V253H231ZM49 255V256H48ZM58 255V256H57ZM61 255V257H59ZM65 256V258L63 257V259H61L62 258V256ZM90 255V254H89ZM106 255V254H105ZM127 255V254H126ZM131 255V254H130ZM146 255H148V254H146ZM150 255V254H149ZM152 255V254H151ZM187 255V254H186ZM221 253H219V252H217V250L215 251V252H213L212 253V255L211 256H213V258H212V260H210L211 259V257L208 259V262H209V264H223L222 263V261H221ZM229 255V254H228ZM234 255V254H233ZM88 256V255H87ZM139 256V255H138ZM140 256H142V255H140ZM153 257L155 256V255H152ZM158 255H156V257H157ZM188 256V255H187ZM224 256V255H223ZM236 256V255H235ZM57 257H59V259L57 258ZM83 257H85L84 255H83ZM106 257H107V255H106ZM129 257V256H128ZM131 257V256H130ZM134 257V256H133ZM143 257V256H142ZM165 257V256H164ZM181 257V256H180ZM194 257V258H195ZM231 257V256H230ZM248 257V258H249ZM88 258V257H87ZM138 258V257H137ZM185 258H186V256H185ZM184 258V259H185ZM190 258V257H189ZM200 258V257H199ZM199 258H198V260H199ZM202 258V257H201ZM202 258V259H203ZM225 258V257H224ZM247 258V257H246ZM246 258H245V260H246ZM58 259V260H57ZM80 259H82V258H80ZM97 259V258H96ZM109 259V258H108ZM128 259V258H127ZM145 259V258H144ZM144 259H141V258H138V261H140V262H142L143 264H154V263H156L155 261H153V262H146L145 263V260ZM242 259V258H241ZM251 260H255L256 258H250ZM250 259L249 260H247L246 262L248 263H251V261H250ZM259 259H257V260H255V263L259 260ZM132 260V259H131ZM136 260V259H135ZM152 260V259H151ZM190 259H188V260H186V261H189ZM195 260V259H194ZM214 260V261H213ZM243 260V259H242ZM90 261V260H89ZM102 261V260H101ZM101 261H100V263H101ZM109 261V260H108ZM107 261V262H108ZM130 261V260H129ZM137 261V260H136ZM138 261L137 262H134V261H132V262H129V264H139L138 263ZM147 261V260H146ZM150 261V260H149ZM183 261V260H182ZM191 261H193L192 259H191ZM205 261L203 262V260H201L200 259V262H197V260H196V263H191L190 262V264H200L201 262H202V264L203 263H205ZM212 261V262H211ZM226 261V260H225ZM240 261V260H239ZM244 261V260H243ZM241 262L240 264H244V263H246V262ZM260 261V262H259ZM258 262L261 264V262H262V260H259ZM91 262H93V261H91ZM207 262V261H206ZM207 262V263H208ZM211 262V263H210ZM215 262V263H214ZM233 262H234V260H233ZM96 263V262H95ZM100 263H98V264H100ZM142 263H140V264H142ZM188 263V262H187ZM207 263H205V264H207ZM237 263H239L238 261L236 262V264ZM259 263H257V264H259ZM263 263H264V260H263ZM101 264H108V263H101ZM111 264V263H110ZM126 264H127V261H126ZM189 264V263H188ZM253 264V263H252Z\"/></svg>","mask_w":264,"mask_h":264}]
</instances>
